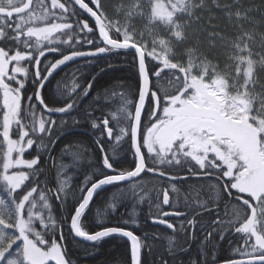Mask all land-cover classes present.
Returning <instances> with one entry per match:
<instances>
[{
  "label": "snow or ice",
  "instance_id": "1",
  "mask_svg": "<svg viewBox=\"0 0 264 264\" xmlns=\"http://www.w3.org/2000/svg\"><path fill=\"white\" fill-rule=\"evenodd\" d=\"M120 63L134 84H102ZM83 123L95 149L54 155ZM129 197L190 264H264V0H0V264H76L69 238L169 264Z\"/></svg>",
  "mask_w": 264,
  "mask_h": 264
},
{
  "label": "trees",
  "instance_id": "2",
  "mask_svg": "<svg viewBox=\"0 0 264 264\" xmlns=\"http://www.w3.org/2000/svg\"><path fill=\"white\" fill-rule=\"evenodd\" d=\"M119 61H122L124 58H116ZM128 59H131L129 56ZM103 63V62H102ZM119 67L123 68L122 71L110 72L108 76L104 78L101 82L102 84H115L117 83V78H123L125 83L134 84V70H129L130 65H126L123 63L119 64ZM71 74L70 68H66L64 70ZM61 76L64 73L60 74ZM59 79V77H58ZM55 83V81L53 82ZM70 86V81H66ZM115 90L117 92L120 91L119 87H116ZM95 95V93H93ZM104 101H101V104H104ZM91 104V98L85 99L82 102V107H86ZM119 104V98L115 97L113 100L108 102L104 107L103 111L107 113L108 111L114 109ZM95 115L99 116L100 112L97 111ZM77 142H83L89 149H95V144L93 143V136L88 129V125L86 123L81 124L75 131L66 134L62 137V139L58 142L56 151L54 155L59 158L60 149L64 147L65 144L75 145ZM96 156H99V153L96 152ZM65 163H70L71 158L69 156H65ZM90 170V166L87 163V153L85 154V160L80 165V173H76L74 177V183H79L80 180L83 179V172H87ZM70 174H72V170H70ZM186 191L187 189H182ZM114 189L111 187L108 188L107 191L101 192L99 196L95 198V205L103 207L102 198H106L109 196ZM194 194V193H193ZM154 198V193H153ZM135 206V211L139 213L138 219L141 221V229L144 232L149 233H159V237L153 240H150L155 246L154 253L151 257L147 259L149 261L159 260L161 254H163L164 259L168 260L169 264H190L191 259H199L198 255V244L199 241H189L187 236L180 232L173 233L172 230L167 229L165 226L154 225L150 219H148L149 205L147 202L143 204H136L135 199L129 197L122 202L119 207L116 209V217L119 218L121 215L124 218H129V213L133 211V207ZM90 220L92 218L91 214L88 217ZM137 234L140 235L141 232L137 231ZM199 235V233H198ZM173 237V247H174V257L173 255H169L168 253V238ZM69 248L72 254V258L76 261V264H122V261L130 258V253L128 250V246L126 242H122L117 238H108L100 245L93 247L92 244H85L77 240L76 244L71 242L69 238ZM190 245V247H189ZM181 248H187V251H180Z\"/></svg>",
  "mask_w": 264,
  "mask_h": 264
},
{
  "label": "water",
  "instance_id": "3",
  "mask_svg": "<svg viewBox=\"0 0 264 264\" xmlns=\"http://www.w3.org/2000/svg\"><path fill=\"white\" fill-rule=\"evenodd\" d=\"M78 241H80V242H82V243H85V244H91V243H89V242H85V241H82V240H78Z\"/></svg>",
  "mask_w": 264,
  "mask_h": 264
}]
</instances>
